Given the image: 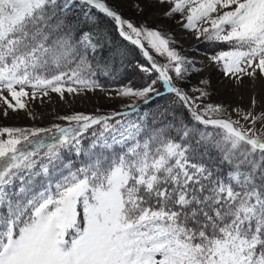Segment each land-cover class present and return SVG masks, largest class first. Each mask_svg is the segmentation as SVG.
<instances>
[{"label": "snow or ice", "instance_id": "snow-or-ice-1", "mask_svg": "<svg viewBox=\"0 0 264 264\" xmlns=\"http://www.w3.org/2000/svg\"><path fill=\"white\" fill-rule=\"evenodd\" d=\"M160 2L197 39L229 45L207 57L226 77H264V0ZM91 9L114 21L145 57L140 71L157 79L118 88L135 98L123 111L0 127V264H264V130L256 129L264 111L235 108L233 119L222 103H203L204 87L190 95L175 84L171 73L183 80L202 69L170 33L124 18L106 0H0L4 114L25 109L30 94L100 87L98 27L83 29L95 22ZM157 81L191 121L170 106L140 115L136 100L164 95Z\"/></svg>", "mask_w": 264, "mask_h": 264}, {"label": "rangeland", "instance_id": "rangeland-1", "mask_svg": "<svg viewBox=\"0 0 264 264\" xmlns=\"http://www.w3.org/2000/svg\"><path fill=\"white\" fill-rule=\"evenodd\" d=\"M110 6H115L124 18L133 22L147 23L149 27L157 28L165 33H170L177 42L176 47L181 53L190 60L195 61V67L202 69L198 73L188 74L185 79H175L174 83L189 92L194 93V87H204L208 96L203 99V103L223 104L227 109L225 115H231L233 119L238 118L232 110L241 108L244 110H254L256 113L264 111V77L257 75L256 79L243 77L240 83L233 78L226 77L222 69L214 63H210L208 56L214 55L217 51L226 50L229 45L221 42H208L197 39L193 30L183 28L180 13L172 16H165L164 13L171 7L169 3H161L160 0H106ZM77 11V10H76ZM154 59L159 63H165L166 57L152 52ZM145 75V77H144ZM134 83V87H142L145 83H150L157 79L155 76L146 77L144 74ZM146 78V80H144ZM202 79H208L207 86L201 85ZM127 82L116 83L114 85H100L95 90H86L79 93H68L65 91L63 98L60 94L50 92L48 96L39 93L35 99L25 98L26 108L16 111H8L4 114L6 107L0 102V127H41L48 128L52 124L66 126L67 121L60 120L58 117L82 112L85 114H107L113 111H123L126 105L133 102L135 98L116 95V90ZM155 87H157L155 85ZM159 91V89L157 88ZM172 95V94H171ZM255 99L256 105L253 109L252 100ZM138 105L141 100L135 101ZM198 103H200L198 101ZM141 115V114H140ZM244 123L243 121H241ZM257 131L264 130V122L256 125ZM91 132L85 134L84 142L88 145Z\"/></svg>", "mask_w": 264, "mask_h": 264}, {"label": "trees", "instance_id": "trees-1", "mask_svg": "<svg viewBox=\"0 0 264 264\" xmlns=\"http://www.w3.org/2000/svg\"><path fill=\"white\" fill-rule=\"evenodd\" d=\"M91 12L95 18V22L84 24L83 29L88 31L90 29H97L98 27V31L94 34V39L98 40L99 47L94 53V59L92 60L93 71L95 72L93 79L97 80L99 85H114L116 83L127 82V84L131 83L134 86V83L145 74L140 71L138 65L146 63L142 60L139 51L135 47L118 37L111 18L106 17L94 9H91ZM74 14L80 16L83 21V10H77ZM151 75L156 78L155 74ZM148 76L150 74L146 75V77ZM156 86L164 95L155 98L147 105H144L142 102L140 104V114L155 113L158 107L170 106L175 110L178 118L191 121V117L187 114L186 109L179 104L171 103L173 95L166 93L158 81ZM82 144L87 147L84 141H82ZM66 155L79 166L80 157H76L73 152H66Z\"/></svg>", "mask_w": 264, "mask_h": 264}, {"label": "water", "instance_id": "water-1", "mask_svg": "<svg viewBox=\"0 0 264 264\" xmlns=\"http://www.w3.org/2000/svg\"><path fill=\"white\" fill-rule=\"evenodd\" d=\"M95 10H97V9H95ZM98 12H99V10H97ZM101 13V12H100ZM103 14V13H102ZM113 24H114V28H115V32H116V34L120 37V35H119V32H118V30L116 29V27H115V23H114V21H113ZM122 40H124L122 37H120ZM124 41H126V40H124ZM126 42H128V43H130L129 41H126ZM131 44V43H130ZM132 45V44H131ZM132 46H134V45H132ZM135 48H137L138 49V51H139V53H140V55H141V58L144 60V62L147 64V61H146V59H145V57L142 55V53H141V51H140V49L137 47V46H134ZM156 75H158V74H156ZM160 83H161V86L163 87V84H162V82L161 81H159Z\"/></svg>", "mask_w": 264, "mask_h": 264}]
</instances>
